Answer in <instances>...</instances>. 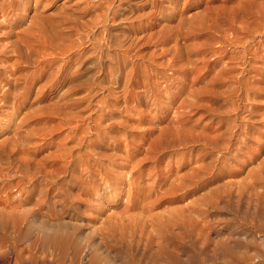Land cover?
I'll return each instance as SVG.
<instances>
[{
    "label": "rangeland",
    "instance_id": "rangeland-1",
    "mask_svg": "<svg viewBox=\"0 0 264 264\" xmlns=\"http://www.w3.org/2000/svg\"><path fill=\"white\" fill-rule=\"evenodd\" d=\"M32 1L28 3V8L24 9L21 18H11L9 21L12 25L15 24L14 27L16 29L22 25L32 23L31 18L35 21H47V19L53 21L64 20V24L58 27V30L64 31V42L73 43L72 40L74 43L77 42L76 44L83 42L79 48L76 45L72 48L73 50L65 52L64 56L62 54H58L57 56L52 55L56 59L53 60L51 57V65L45 68L48 72L51 71L50 74H52L49 75L42 68L44 74L42 73V76L36 79L39 71L36 72L29 79L30 89L27 98L17 99L14 102L15 104L10 108L9 104L3 102L0 97V142L8 137V139L13 140L18 138L17 135L26 136L24 139L26 141L23 142L24 149L30 151L29 153H31L33 159L32 164L39 163L42 168L48 169L58 167L61 163L60 157L57 156L60 151L57 150L58 154L55 151L57 145L62 148L64 145H69L67 147H72L75 153L79 149L82 152L84 151L83 148L86 145V141L90 143L92 141L94 143L99 142L101 144V141H103L101 138L103 139V137L112 141L117 138V143H115L121 146L122 150L124 148L125 151L129 149V157H126V161L128 158L130 159L132 154L141 157L144 153L143 150L151 139L157 140L160 133L165 134L168 132L163 128H167V123L173 116L172 109L177 106L181 108H179V111L182 112V116L180 115L179 117L185 120L183 121L185 126H193L192 128H196V130L206 127L208 131L219 133L225 132L228 128L227 132H232L233 137L238 136L237 140H234L232 137L231 143H236L241 139L246 142L251 135L259 137L261 145H256V142H252V145L258 150V158L253 157L256 151H251L249 148L245 149V154H239L234 159V163L238 166L245 163L244 167L247 168L249 166L256 169L258 164L264 160V71L253 70L250 68L251 65L248 64L251 61L258 69H261L256 64L264 63V9L260 10L261 6L258 3L256 4V1L259 0H179L177 3H173V5L165 4L164 8L161 0H112L113 2L111 0H51L52 2L47 6H43L42 4V6H34ZM243 5L247 9H244ZM86 7H90L89 11L85 10ZM107 7L111 10H117V13L113 18L104 20L101 14L105 12ZM160 8L164 11L163 14L159 12ZM255 10L261 14L255 13ZM162 26L167 28L164 29L167 30V33L164 32ZM158 30L163 31L160 34H156L159 32ZM3 32L5 31L1 29L0 49L8 45L9 41V38H6ZM152 35L154 36L152 37ZM84 40L85 42L88 41V44ZM105 47L108 48L106 49ZM102 50L103 54H101ZM104 50L107 55L104 53ZM238 55H240L241 59ZM77 56H81L83 59L81 65L84 68V73L78 77L79 84L77 88L69 93L67 92V85L60 84L61 86H55L53 84L54 77H56L55 70L57 71L60 65L66 64L69 61L70 65L64 71L65 74L77 70L80 67V61L78 62L75 59ZM231 56L236 57L232 58ZM71 57L73 61H71ZM229 57L234 62H230ZM115 61H118V63L120 61L119 65ZM244 61L246 62L243 64ZM2 63L0 61V67ZM43 64H46V62ZM113 66L116 67L114 68ZM102 67L105 69L106 67L107 69L110 67L111 72L109 69L107 72L108 74L110 72L109 76L103 72ZM138 67H141V69L145 68L150 74L147 85L143 84L141 80L139 82L132 78H135V75L138 74ZM182 73H185V75ZM153 74L154 77L158 76V80L157 78H153ZM166 77H170V80H167ZM174 77H177V79H174ZM151 79H155L154 83ZM151 82L153 85L149 84ZM150 86H152L153 93L150 90L149 94H146L147 97L143 96L142 89ZM156 86H158L157 89L155 88ZM154 89H156L157 95ZM74 91L76 92L74 93ZM129 91L135 93V95L137 94L136 97L135 95H130ZM85 92L89 93V98H86L87 94ZM90 92L93 95L90 96ZM138 94L140 98H138ZM84 95L85 98L82 97ZM133 96L135 99L132 98ZM78 100L81 102H78ZM180 101L183 103H180ZM232 104L235 109H232ZM159 105L167 107L166 111ZM214 106H218L220 111L213 112L212 108ZM184 110L186 112L185 115ZM71 111H74V113ZM75 113L81 115L82 118H77L80 116H77ZM67 114L71 115L67 117ZM242 115L246 118L242 119ZM110 116H112L113 120L108 118ZM66 118L68 119L66 120ZM92 118L94 121H97L96 124H100L101 122L102 128L99 124H94L95 122ZM70 123H72V127ZM240 124L245 127V130L247 128L250 129L246 136L241 134ZM110 126L113 128L111 129ZM94 129L96 131L98 129L97 133L96 131L94 132ZM108 129L110 133L107 132ZM116 130L118 131L117 133ZM167 130H169V126ZM84 132H87V134ZM108 133L113 137L111 138ZM73 134L74 136H72ZM98 134L102 136L99 139L96 138ZM66 135L68 139L65 137ZM122 135L125 137H121ZM23 136H19V138L23 139ZM75 136H78L79 139ZM80 138L82 139V143L78 145L77 141ZM102 145H104V142H102ZM124 145L128 146L125 147ZM258 146L260 147L258 148ZM125 151L121 153L124 154ZM231 151L235 152L236 147L231 146ZM226 154L228 155V153ZM84 159H86V156L82 157L81 160L83 161H80L82 163L79 166L72 165L70 168L74 167L73 169L81 172L86 166V160ZM164 160L167 162L166 159ZM121 161L123 163L126 162L124 159ZM163 161L158 165L150 162L143 165L140 174L145 176L149 174L151 179L148 175L144 176L142 186L148 188L152 182V178L157 173L167 171L169 166L174 168L181 165V162L168 164ZM14 167L12 166L11 169H8L5 165L1 167L3 172L0 175L1 192L4 189L2 187H5L9 193L13 194L19 190L20 186L25 191H29L33 187V184L37 186L38 183L39 185L42 184L49 191L47 194L48 204L42 207L38 217L41 222H47L50 227L56 226L58 223L66 224V227L60 229V234L63 236L62 238H58L57 241L51 239L55 233V230L51 228H49L51 230L44 229L41 231H39L40 229H34L28 238L22 233L25 232L23 230L21 233L25 237L20 233L22 239L26 238L23 240H17V237L20 238L17 230L14 229L17 232L16 236V232L11 227H9L11 234L8 229L0 228V248L3 249H0L2 251H0V257L2 255L1 258L3 259L0 258V264L5 260L13 261L16 257L24 260V264L29 258H32L31 260L36 263V261L38 262L37 259L43 261V257L44 261H47V264H67L69 261H72V263L76 262L75 264H87L86 257L91 252H93L91 253L92 255L98 256L100 254V258L104 256L101 258L103 259L106 254L115 256L118 252H123L124 247L130 246V243L134 248L133 251H156L154 245H151V247L149 246L150 244L148 245L145 237L140 238L137 235L135 237L125 236L126 239L103 238L97 230L93 229L95 226L94 221H89L88 224H85L84 220L86 221V216L84 215L86 214L92 215L94 217L92 220H97L98 218H95L94 214L87 207L93 199L92 195H90L92 191L88 190L85 193L83 192L85 190L82 188L83 185V187L86 186L87 188L90 184L87 181L86 185L83 183L79 184L77 182L79 180H75L79 176L76 170H72L62 176L60 175L54 183H50L45 181L42 176L31 180L29 179L30 174L28 176L26 175L27 172L19 169L16 170V168L13 169ZM236 169L235 167L232 169L228 167L224 172L228 177L230 175L231 183L240 181L243 178L242 175L245 174L243 172H240L241 174L235 172ZM73 171L75 172L73 173ZM75 173L78 175L77 177L72 175ZM30 180L33 183L32 185H30ZM79 192L82 195V199L78 198V196L81 197V195H78ZM228 193L226 192L220 196L216 206L208 207L205 217L206 230L208 231H206L204 237L202 236L198 240L196 232L191 231L189 228L177 230L171 248L175 250L180 247L183 250H190L192 244L200 247L205 253L206 258L202 264H264V200L251 199L245 194L241 195L236 190ZM108 196V202L114 200V196ZM84 197L89 199L86 201ZM139 197L141 198V196ZM208 197L210 196L208 195ZM83 198L88 204L83 201ZM119 201L115 205L114 202H110L108 212H114L113 209L119 212L122 211L123 209L121 208L123 206L121 205L123 204ZM132 201L133 203L138 201V205H136L137 210L133 209L134 212L132 210V214L138 216L141 214L139 212L142 203L135 199ZM176 205L179 204L166 205L167 207H164V205L162 206L164 209L161 207L157 208L155 213H166V210ZM137 206L140 207L138 208ZM75 207L77 208L76 211L78 210L77 213L73 210ZM56 212L57 214L55 215L54 213ZM73 226L76 227V231L74 233L75 237L71 238L70 233L73 232ZM12 231L15 233V237L8 238L14 234ZM67 235L70 237H66ZM129 237L132 238L130 239ZM31 239L34 240L32 241ZM30 240L32 241L31 244ZM101 241L104 242L102 243ZM4 242H6V245ZM13 242L14 245L11 244ZM54 242L55 244H52ZM57 242L60 245H56ZM111 242L113 244H110ZM87 245H92L94 248L101 247L102 252L99 253L92 248V250L94 249L93 251L85 253L83 250ZM7 248L10 249L11 254ZM20 250H23L22 254L24 258L21 256ZM4 251H7L9 254L5 252V255ZM197 252L198 250H196ZM181 258L188 264H194L192 263L193 261H190L188 255H181ZM63 259L64 262H62ZM45 262H38V264H44Z\"/></svg>",
    "mask_w": 264,
    "mask_h": 264
},
{
    "label": "bare ground",
    "instance_id": "bare-ground-1",
    "mask_svg": "<svg viewBox=\"0 0 264 264\" xmlns=\"http://www.w3.org/2000/svg\"><path fill=\"white\" fill-rule=\"evenodd\" d=\"M30 1H32V0H0V30L2 29L3 31H5V32H3L4 35L6 36V38H9V41L7 43L8 45L3 46V48L0 49V61L3 62L2 66L0 67L1 68V70H0V86H1L0 97H1L3 102H5V103L7 102L6 104H9L10 108L12 107L13 104H15L14 102L17 99L20 100L21 98L22 99L27 98V95H28L29 89H30L29 79L31 77H33V75L36 74V72H38V71L39 72L36 75V79H38L40 76H42V73L44 72L43 70H45L46 66L48 67L51 65V62H52L51 57L53 58V60L56 59L52 55L57 56L58 54H62L64 56L65 52H69L76 45H78L76 47L79 48L81 46V44H83V42L76 44L77 42L74 43L73 40H72L73 43H65L64 42V38H63L64 37V31L58 30V27L64 24L63 23L64 20L53 21L51 19H49V20L47 19V21H45V20L44 21H42V20L41 21H35L33 18H31L32 23L22 25L21 27L16 29V27H14L15 24L12 25V23H10L9 21L11 20V18H21L23 15L22 13H23L24 9L28 8L27 6H28V3H30ZM161 1L163 2L162 6L164 8L165 4L166 5L172 4L173 5V3L175 4L179 0H161ZM252 1H250V2H252ZM32 2L34 3V6H39L41 4L43 6H47L52 1L51 0H33ZM111 2H113V1L111 0ZM257 3L261 6L260 10L264 9V0L256 1V4ZM239 5H238V7H239ZM89 8L86 7L85 10L89 11ZM35 9H36V7H35ZM244 9H247V8L245 7ZM159 12H161L162 14L164 13L162 8H160ZM256 12L257 11L255 10V13ZM260 12H262V11H260ZM116 13H117V10H111L110 8L107 7L105 12L103 14H101V13L100 14H101V17L104 18V20H107L108 18H113ZM257 13H259V12H257ZM259 14H261V13H259ZM29 16H31V15H29ZM103 18H101V19H103ZM99 23H97V24H99ZM17 27H18V25H17ZM164 27L162 28L163 30L167 29ZM163 30H160V31L158 30L159 32H157L156 34L162 33ZM168 30H170V29H168ZM166 31L167 30H164V32H166ZM102 34H104V33H102ZM156 34H154V35H156ZM154 35H152V37ZM66 37H68V36H66ZM82 39H84V38H82ZM89 40H91V39H89ZM84 42H85V40H84ZM87 42H85V43H87ZM93 42H94V40H93ZM102 43H104V42H102ZM112 46H113V44H112ZM99 47L101 48V46H99ZM95 49H97V48H95ZM178 49H180V47H178ZM175 50H176V47H175ZM179 51H181V50H179ZM104 53H105V50H104ZM173 53H174V50H173ZM254 53H256V52H254ZM101 54H103V50H102ZM175 54H176V51H175ZM78 55H80V54H78ZM97 56H98V54H97ZM97 56H95V57H97ZM239 56L240 55H238V57ZM107 57H109V56H107ZM234 57H236V56H233L232 58H234ZM75 59H77L78 62L80 61L79 62L80 67L77 70H74L72 72L66 71L67 73L65 74L64 71L66 70L67 66L70 65L69 64L70 61L67 62L66 64L62 62L63 64L58 67L57 71L55 70L56 73L54 72L56 74V77L53 76L55 80L54 81L52 80L53 84L55 86L60 85V84L67 85V88H68L67 92H69V93H70V91L77 88V86L79 84L78 83V77L84 73V68L81 65L83 62L82 57L77 56V58H75ZM103 60H105V59H103ZM71 61H73V58ZM229 61L234 62L233 59L231 61V58L229 59ZM44 62H46V64H43ZM245 62L246 61H244L243 64ZM116 63L119 65L120 61H119V63H118V61ZM248 64L251 65L250 68L253 70H258L260 72L264 71V63H261V64L257 63L256 64L261 69H258L255 65H253V63L251 61H249ZM110 65H113V64H110ZM114 65H115V63H114ZM163 65L165 66V64H163ZM143 66H144V64H143ZM107 67H106V69L102 67L104 73H107L109 70L111 72L110 67L108 68L109 70L107 69ZM113 67H112V69L114 70V68L116 66L114 68ZM145 67H147V66L145 65ZM42 68H44V69L42 70ZM137 69H139L138 74L135 75V78L134 77H132V78L135 79V81L141 80V82L143 81L142 82L143 84L147 85L149 82V79H150V74L145 70V68L141 69V67L140 68L138 67ZM45 71H47V70H45ZM148 71H150V70H148ZM50 72H48L49 75L52 74V73L50 74ZM52 72H53V70H52ZM110 72H109V74L107 73L108 76L110 75ZM154 72H155V70H154ZM150 73H151V71H150ZM152 73H153V71H152ZM182 74L185 75V73H182ZM49 75L46 77L47 79H48ZM128 75H129V73H128ZM157 77H154V74H153V78H157ZM174 79H177V77H174ZM151 80H153V83H154L155 79H151ZM157 80H158V78H157ZM167 80H170V77H168ZM98 82H99V80H98ZM153 83L151 82L149 84L153 85ZM124 84H126V83H124ZM143 84H141V85L143 86ZM49 85H50V82H49ZM155 85H157V84L155 83ZM50 87H51V85H50ZM151 87L152 86H150L146 89H142V95L146 96V94H149V91L150 90L152 91ZM155 88L157 89L158 86H156ZM90 89H93V88H90ZM156 89H154V90H155V94L157 95ZM78 90H79V88H78ZM75 92L76 91H74V93ZM90 93H91L90 96L93 95L92 92H90ZM152 93H153V91H152ZM72 94H73V92H72ZM85 94H87V96H88V97L86 96V98H89V95H88L89 93L85 92ZM130 95H135V93L130 92ZM136 95H135V97H136ZM138 96H139V94H138ZM82 97L85 98V95ZM79 98H77V99H79ZM132 98H134V96ZM138 98H140V96ZM248 99H249V97H248ZM137 101H138V99H137ZM182 101H184V100L182 99ZM182 101H180V103ZM78 102H81V101L78 100ZM180 103H178V104H180ZM184 105H185V103H184ZM184 105H183V107L185 108ZM180 106H181V104H180ZM231 106L233 107L232 109H235L233 104ZM249 107H250V105H249ZM161 108L164 111H166L167 107H161ZM179 108L180 107L177 106V107L172 109V111H173L172 117L173 118L171 117V119L167 123V128L166 127L163 128L166 131H168V132H166L167 134L165 132H164L165 134L160 133L161 135L159 134V139L158 138H157V140L151 139V141L146 145V148L143 150L144 151L143 156L137 157V155L135 156L132 154L130 159L128 158L129 160L127 159V161H126V157H129V155H128L129 149H127L125 151V148H124V150H122L121 146H118L116 144L117 138L113 139V141L108 140L104 137L102 139L101 138L102 136H99V134H98V136L96 135L97 137L96 136L95 137L97 139L101 138V140H103V141H101V144L98 141H97L98 143H94L93 141L90 143V142L86 141V145L83 148L84 151H82V152L79 149L75 153L72 147H70V148L67 147L69 145H67V146L64 145L63 148L58 147V145H57V148L55 151H57V150L60 151L59 154H58V151L56 152V154H58L57 156L60 157L61 165H59L58 167H54L52 169L42 168L39 163L32 164L33 159H32L31 153H29L30 151L24 149L23 142L26 141V140H24L26 136L17 135L18 138L14 137L16 139H13V140L8 139L9 138L8 137L6 139H3V141L0 142V175H1V173L3 174L2 168H1L2 166L5 165L8 169H11L12 166H15L13 169L16 168V170L19 169L21 171L27 172L26 175L30 174L29 179H31V180L38 177V176H42L45 181H48L50 183H54L60 175L62 176V175H65V174L71 172L72 170H76V169H73L74 167L70 168V166H72V165H74V166L78 165L79 166L82 163V162L80 163V161H83V160H81L82 157L86 156V159H84V160H86L85 168L82 169L81 172H78L76 170L77 174L79 173L78 174L79 176L76 175V173L72 174L75 177L78 176V178H75V180L78 179L79 181H77V182H79V184H82V183L85 184L86 181L88 184H90V185L87 184L89 186L87 188H86V186L83 187L84 185L82 186V188L85 190L83 192L87 193L88 190L92 191L90 193V195H92L91 197L93 198L91 200V202L88 204V202H86V201L89 198H86V197H84V198H86V201H84L85 200L84 198H83V201L88 204V206H87L88 209L91 210V212L94 214L95 218H98V219L92 220V218H94V217H92V215H90V214H86V215H84V216H86V221H87L86 222L84 220L85 224L86 223L88 224L89 221L90 222L94 221L95 226L93 227V229L97 230V232L103 238L111 237L112 239H117V238L126 239L125 236H127V237L128 236H134L135 237L138 235L140 238L145 237L146 240L148 241V245L150 244L149 245L150 247H151V245H154L156 247V251H151L149 248H148V250H150V251H143V252H138L137 250L133 251L134 248L132 247V244L131 243L129 244V242L127 241L130 246L124 247L126 250L124 249L125 251L123 250V252L122 251L118 252L115 256H109L108 254H106L105 258L101 259L104 256H102L100 258V254H98V256L95 254L92 255L91 253H93V252H91L90 253L91 255L89 254V256L86 257L87 258L86 262H88L87 264H188L187 262H185V260H183L181 258V255H188V257L190 258V261L191 262L193 261L192 263H194V264H202L206 258H205V253L203 252V250L200 247H197V246L192 244V248L190 250L189 249L183 250L180 247L178 249L176 248L175 250H173L171 248V246L173 245V241L175 239L176 231L189 228L191 231L193 230L196 232L195 234H196L197 239L202 237V236L204 237L206 235V231H208V230H206L207 227H206V220H205L207 209H208V207L216 206L218 204L220 196H222L226 192L228 193L230 191L236 190L241 195L245 194L246 196H248L251 199L254 198L256 200H264V160L258 164V167L256 169L249 167V166H248L249 168L244 167L245 163L240 164L238 166L236 163H234V159L239 154H245L244 153L245 149L249 148V150H251V151L252 150H254V152L256 151L254 153L253 157L258 156V150L256 149V147H254L252 145V142L253 143L256 142L257 143L256 145H261V142H260L261 140L259 139V137L251 135V137L246 142L243 139H241L240 141H237L236 143H231L233 134H232V132H227L228 128L226 129L225 132L219 133L216 131H212V132L208 131V129L206 127L205 128L201 127L200 129L196 130V128L195 129L192 128L193 126H191V127L185 126L184 122H183L185 120L184 119L182 120V117H179L180 115L182 116V112L179 111ZM12 110L14 111V109H12ZM212 111L213 112H219L220 108L218 106H214L212 108ZM71 112L74 113V111H71ZM63 113H65V111H63ZM78 113H79V111H78ZM185 113L186 112L184 110V115H185ZM12 114H13V112H12ZM69 115H71V114H69ZM69 115L67 114V117ZM72 115L74 116V114H72ZM76 115L80 116L77 118H82L81 115H79V114H76ZM100 115H101V113H100ZM64 117H65V114H64ZM111 117L112 116H110L108 118H111ZM241 118L244 119L246 117L244 115H242ZM67 119L68 118H66V120ZM66 120H65V122H66ZM92 120L94 121L93 118H92ZM111 120H113V119L111 118ZM186 121H187V119H186ZM94 122L93 123L96 124L97 121L95 120ZM76 123L78 124L79 122H76ZM71 124L72 123H70V126H71ZM97 124H99V123H97ZM104 125H106V124H104ZM99 126H101V128H102L103 125L101 124V122H100ZM168 126H169V130H167ZM48 127H50V126H48ZM76 127H77V125H76ZM239 127H240L241 134L243 136H246L250 129L247 128V130H245V127H243L242 124H240ZM81 128H83V127H81ZM112 128L113 127H111V129ZM114 128H115V126H114ZM124 130H125V128H124ZM46 131H48V130H46ZM95 131L96 130L94 129V132ZM97 131H98V129H97ZM97 131H96V133H97ZM107 132H109V129L107 130ZM117 132L118 131L116 130V133ZM126 132H125V134H126ZM159 132H161V130H159ZM48 133H50V132H48ZM84 133L87 134V132H84ZM113 135H115V133H113ZM162 135H164V136L162 137ZM19 136L20 137L23 136L24 138L22 137L23 139H21V138H19ZM72 136H74V134ZM109 136H110V134H109ZM156 136L158 137V135H156ZM160 136H161V138H160ZM65 137L67 138V135ZM75 137H77L79 139L78 136H75ZM121 137H125V136L122 135ZM121 137H120V139H122ZM233 138H234V140H237L238 136L233 137ZM81 140L82 139L80 138V140L77 141L78 145H80L82 143ZM94 140H96V139H94ZM64 141H66V140H64ZM64 141H62V142L64 143ZM102 142H104V145H102ZM125 143H126V141H125ZM126 146H128V145H126ZM231 146L236 147L235 152L231 151ZM75 147H76V145H75ZM259 147L260 146H258V148ZM136 148H138V147H136ZM123 151H125L124 154L121 153ZM226 153H228V155ZM122 159H124L126 162L123 163L121 161ZM164 159H166L167 162ZM230 159H231V161H230ZM163 160L168 164L181 162V165H179L178 167H174V168L169 166L167 171L165 170V172L163 171L161 173H157L155 175V177L152 178V182L148 186V188H145L146 186H142L141 184L144 181L145 175L140 174V173H141V169H142L143 165L145 163H149V162L152 164L158 165ZM228 167L231 169L233 167H235V169L237 168L235 172H237L239 174H241L240 172L245 173L244 175H242L243 178L236 183H231V179L229 178L230 175L228 177V175L224 174L225 170ZM181 170H184V171H181ZM74 172L75 171H73V173ZM147 175L151 179V176L149 174H147ZM83 177H85V178H83ZM32 184L33 183L31 181L30 185H32ZM145 185H147V184H145ZM32 186L33 187H31L29 191H25L20 186L18 188L19 190L13 194L9 193L5 189V187H2L4 189L2 191L3 193L0 190V228L1 229H8V231H10L9 227H11L12 230H14V229L17 230L18 236H20V238H21L22 233H24L27 238L30 237V233L34 229H36V230L40 229L39 231H41L44 229L51 228V229L55 230V233L53 232L54 234L52 235L51 239L57 241L58 238H60V237L62 238L63 235L60 234V229H62V227H66V224L58 223L56 226L50 227L47 222H45V223L41 222V220L38 216L40 215L39 213H40L42 207L44 205L48 204L47 194L49 191L47 188L45 189V187H43L42 184L39 185V183H38V186L36 184H33ZM83 192H81V193L84 194ZM145 192H147V193H145ZM24 193H26V195H24ZM228 194H230V193H228ZM78 195H81L80 192ZM78 195L76 194V196H78ZM108 195L114 196L113 197L114 200L110 201V202H114V205L116 203H118L119 200L121 201V203L123 204V205H121V206H123V208H121V209H123L122 211L119 212L118 210H116L117 211L116 212L115 209H113L114 212L112 210H110L112 212H108V210L110 209L108 207V206H110V202H108L109 201ZM208 195L210 197H208ZM139 196H141L142 199ZM73 198H75V197L73 196ZM78 198L82 199V195H81V197L78 196ZM138 198H140V199H138ZM134 199L139 200L142 203V206H141V209L139 212L141 214L138 216L135 214H132V210L136 209V205H138V201L134 202L137 204L133 203L132 200H134ZM174 203H178L179 205H176L175 207H172L169 210H166V213L165 212L155 213V210H157V208L161 207L162 209H164V207H167L168 205H172ZM139 205H141V204H139ZM162 206H164V207H162ZM76 209L77 208L75 207L73 210H74V212L77 213L78 210L76 211ZM53 211H56V210H53ZM133 212H134V210H133ZM54 214L56 215L57 212ZM96 224H99V225H96ZM34 225L38 226V227H35ZM75 228L76 227H74V226L72 227L73 232L70 233L71 238L74 236V233L76 231ZM51 229H49V230H51ZM23 230L25 232L21 233V231H23ZM17 232H16V236H17ZM12 233H14V232L12 231ZM10 234H11V231H10ZM24 234H22V235L24 236ZM41 234H42V232H41ZM14 235H15V233L12 234V236L10 235L11 237H8V236L7 237L8 238H14L15 237ZM70 236L67 235L66 237H70ZM20 238L17 237V240L18 239L19 240L26 239V238H23V239L22 238L20 239ZM31 240L33 241L34 239H31ZM31 240L29 241L30 244L32 242ZM59 240H61V239H59ZM16 242H18V241H16ZM202 242H203V240H202ZM0 243H1V241H0ZM4 243L6 245V242H4ZM11 244L14 245V242ZM52 244H55V242ZM110 244H113V243L111 242ZM56 245H60V244L57 242ZM92 245H90V246L87 245V247L85 249L83 248L84 249L83 251H85V253L86 252L89 253L90 251H93L95 249L99 253L102 252L101 247H98V248L95 247L94 248V247H92ZM74 246H76V245H74ZM10 247H12V246L10 245ZM92 248H94V249L92 250ZM4 249H5V246H4ZM22 249H24V248H22ZM1 250H3V249H1ZM8 250H9L8 252H10V249H8ZM196 250H198L197 253H196ZM22 251L23 250H20L21 256H23ZM109 251H110V249H109ZM5 252H7V251H4V254H5ZM8 252H7V254H9ZM15 253H16V251H15ZM189 253H191V254H189ZM10 254H11V252H10ZM16 254H15V256H16ZM1 257H2V255H1ZM7 257L9 258L8 255H7ZM63 257H65V256H63ZM4 258H5V256H4ZM17 258L18 257H16V259L13 261L5 260L1 264H24V260L19 259L20 257L18 259ZM23 258H24V256H23ZM72 258H73V256H72ZM31 259L29 258L27 261L25 260L26 261L25 264H29L31 262L33 264H38V262H40V263L45 262L44 257H43V261H41L40 259H37L38 262L36 261V263H34ZM47 260H49V259H47ZM68 260H70V259H68ZM76 261L78 262V260H76ZM46 262L44 264H47ZM62 262H64V259ZM75 263H72V261L67 262V264H75ZM57 264H59V263H57Z\"/></svg>",
    "mask_w": 264,
    "mask_h": 264
}]
</instances>
